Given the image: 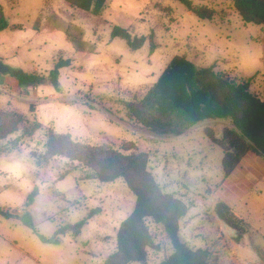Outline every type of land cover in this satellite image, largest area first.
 <instances>
[{
  "label": "rangeland",
  "instance_id": "374dc122",
  "mask_svg": "<svg viewBox=\"0 0 264 264\" xmlns=\"http://www.w3.org/2000/svg\"><path fill=\"white\" fill-rule=\"evenodd\" d=\"M191 2L212 9L213 19L200 21L175 0H107L98 17L63 0H0L6 21L0 61L8 68L0 73V112L25 119L0 140V208L15 215L0 216V264H103L115 251L119 224L133 210L135 198L122 180H86L87 170L61 157L42 164L50 129L81 144L121 151L130 142L133 149L125 154L146 153L148 171L162 191L187 206L178 235L188 248L209 249L218 237L213 209L225 195L264 250L263 158L248 155L231 185L218 193L223 152L205 131L220 140L225 123L208 121L178 137H158L127 115L125 104L139 101L174 56L195 67L214 66L238 82L251 78L250 92L262 98L264 27L244 24L231 0ZM113 27L146 41L133 51L111 37ZM67 60L69 66L56 68ZM33 118L41 128L23 137ZM34 187L38 195L25 208ZM94 210L99 211L77 237L42 240ZM23 212L36 233L23 224ZM148 225L159 249L148 251L145 264H158L171 246L160 227Z\"/></svg>",
  "mask_w": 264,
  "mask_h": 264
},
{
  "label": "trees",
  "instance_id": "16d2710c",
  "mask_svg": "<svg viewBox=\"0 0 264 264\" xmlns=\"http://www.w3.org/2000/svg\"><path fill=\"white\" fill-rule=\"evenodd\" d=\"M71 8L100 16L107 0H63ZM192 12L200 21H211L215 12L204 6H193L191 0H175ZM232 8L244 24L264 27V0H231ZM6 27L5 15L0 5V30ZM111 37L127 42L135 51L145 43V37L131 39L128 32L113 27ZM151 39V36L150 38ZM150 53L155 49L150 41ZM69 66V61L59 62L56 68ZM238 82L214 66L195 67L184 56H174L156 82L137 102L125 104L128 117L144 130L158 137H178L193 127L208 122L225 123L220 140L210 132L205 136L223 152L221 171L223 179L217 187L221 193L231 185L233 175L250 153L264 159V85L263 96L258 98L249 90L250 81ZM33 114V105H29ZM25 123L22 115L0 112V140L16 132ZM34 118L24 130L23 137L31 136L41 128ZM126 143L121 151L101 146H89L71 140L67 134H57L51 129L46 134V151L42 164L61 157L76 162L87 170L86 180L113 183L122 180L135 198L133 210L121 221L116 232L115 251L103 264H145L148 251H158L149 230L148 222L160 227L171 246V253L158 264H264V250L253 243L246 224L237 218L225 195H219L214 206V219L218 224V237L209 249H190L178 235V222L187 213V206L174 195L164 193L148 171L146 153L125 154L133 149ZM38 195L37 187L28 194L24 206L29 208ZM99 210L90 211L86 219L75 224L58 227L53 238H42L54 243L59 235L77 237L80 230ZM4 219L15 217L0 208ZM23 224L36 233L27 212L22 213Z\"/></svg>",
  "mask_w": 264,
  "mask_h": 264
},
{
  "label": "water",
  "instance_id": "95a60500",
  "mask_svg": "<svg viewBox=\"0 0 264 264\" xmlns=\"http://www.w3.org/2000/svg\"><path fill=\"white\" fill-rule=\"evenodd\" d=\"M6 72H8V68L7 67H5L3 64H2V62L0 61V73H6Z\"/></svg>",
  "mask_w": 264,
  "mask_h": 264
},
{
  "label": "crops",
  "instance_id": "0c3cea01",
  "mask_svg": "<svg viewBox=\"0 0 264 264\" xmlns=\"http://www.w3.org/2000/svg\"><path fill=\"white\" fill-rule=\"evenodd\" d=\"M223 123H224V122H223ZM248 155H250V153H249ZM248 155H247V156H248ZM252 155H253V154H252ZM247 156H246V157H247ZM246 157H245V158H246ZM245 158H244V159H245ZM243 161H244V160H243ZM252 161H254V160H252ZM252 161H251V162H252ZM242 163H243V162H242Z\"/></svg>",
  "mask_w": 264,
  "mask_h": 264
}]
</instances>
